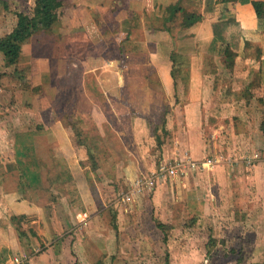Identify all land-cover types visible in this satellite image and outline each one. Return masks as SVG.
<instances>
[{
  "label": "crops",
  "instance_id": "obj_1",
  "mask_svg": "<svg viewBox=\"0 0 264 264\" xmlns=\"http://www.w3.org/2000/svg\"><path fill=\"white\" fill-rule=\"evenodd\" d=\"M178 2L181 10L170 19L166 9ZM255 2L264 4V0H239L229 4L218 0H50L51 29H39L22 44L14 64L19 76H12L9 82L4 76L0 78V110L9 105L5 93L13 90L5 84L14 83L22 91L18 88L19 107L15 113L24 122L34 119L36 123L23 130L18 121L11 135V146L3 149L0 143V264H16V257H28L23 264H133L129 248H133L135 242L142 247V240H148L143 235H131L139 231L137 225L131 224L136 215L140 218L146 213L152 223L156 219V225L148 227L161 231L159 224L175 225L185 214L201 213L202 216L210 211L209 199H213L206 191L212 187V179L219 170H225V176L238 167L236 164L244 165L240 159L243 152L246 155L264 151V17L258 18ZM195 16L201 17V21L188 28L182 27ZM215 26H221V35L235 54V64L229 70L240 77L245 75L246 86L253 81L257 84L251 103L259 108L253 110L252 117L247 113L240 116L244 125L238 128V135L236 126L232 127L233 121L228 125L232 111L222 112L221 124L210 127L212 140L206 141L207 133L203 128L207 124L203 123L199 130L198 118L192 119V111L202 104L209 108L210 103L201 95H192V91L200 89L202 94L204 88L198 76L216 72L218 67L212 64L214 56L209 50L191 51L187 59V53L179 51L175 42L178 44L183 37H188L197 44L213 43ZM221 54L223 56V50ZM136 56H142L144 61L134 63ZM208 57H211V64H205ZM181 58L186 59L185 64L179 63ZM175 71L189 74L190 79L180 82L173 77ZM133 72L140 73L142 79L129 80L127 74ZM150 74H155L157 82L151 81ZM181 86L191 92L189 104L193 108L190 114L181 112L185 108L178 106L183 105L178 94ZM27 87L31 92L25 97ZM136 89L143 90L141 97L135 96ZM68 92L75 99V116L93 122L102 135L110 131L115 140L122 143L131 160L117 168V179L121 177L126 185L133 186L137 179L152 177L168 159H174V163L184 158L188 150L177 148L175 144H180L181 138L193 132L200 138L201 145L185 141L191 148L196 146L192 150L185 146L190 149V156L204 161L210 155L213 158L206 159L223 163L210 175L205 169H193L184 178H162L151 193L142 196L143 209H117V224H122L123 212L127 219L123 221L124 226L116 225L113 230L103 221L104 210L97 209L96 203L86 200L82 193L86 194L85 178H80L78 172L88 168L85 167V148L78 147L65 117L59 116L56 110L60 98ZM30 104L35 108L27 114ZM159 107L171 110L159 114ZM4 112H0V121ZM160 115L165 116L166 121L159 126L157 138L155 127L162 119ZM196 116H201L199 111ZM176 119L182 122L180 130L178 125L176 127ZM208 119L216 120L213 114ZM111 120L116 126L110 124ZM163 131L168 134L166 140L159 136ZM178 133L180 140L175 141L172 148L170 139ZM224 133H231L235 138L233 142L226 144ZM224 147L230 155L227 160L217 155ZM42 153H46L45 158ZM57 153L65 158L63 173L57 172L59 167L54 162ZM196 153L199 156L195 157ZM263 166L264 162L253 167ZM43 169H51L59 176L67 190L63 197L53 193V188L48 192L41 189L45 185ZM120 169L124 172L121 176ZM151 172L154 173L150 175ZM93 183L88 190L97 191V196L101 197ZM38 187L44 194L37 192ZM145 231L147 227L143 226L141 232Z\"/></svg>",
  "mask_w": 264,
  "mask_h": 264
},
{
  "label": "rangeland",
  "instance_id": "obj_2",
  "mask_svg": "<svg viewBox=\"0 0 264 264\" xmlns=\"http://www.w3.org/2000/svg\"><path fill=\"white\" fill-rule=\"evenodd\" d=\"M37 1L38 0H0V38L9 35L14 30L18 22L19 14L30 18L34 17V8ZM215 31L218 40L215 43L205 44L200 42L197 44L188 37H183L178 44L175 42L179 51L187 53V59H190L191 54L189 53L191 51L192 53L193 51H199L201 53L205 52V50H209V54H213L214 56L212 57L213 63L211 62V57H208L206 58L208 59V62L205 64L212 63L218 67L216 72L202 73L200 75L201 77L198 76L199 82L204 88L202 89V94L199 93L200 89L192 91L194 92L192 95L198 94L197 96L199 97L201 95V97L205 98V100L207 98L208 103H210V105H208L210 108L209 112L206 113L209 108H207L205 104H202L199 107L197 106V109L194 110L195 112L192 111L194 115L193 113L191 114L193 115L192 119L198 118L196 123L200 124L199 130H201L203 123L207 124V126L203 128L207 133L205 135L206 141L212 140L210 135H212L213 132L210 131V127H215L218 123L221 124V120L219 118L221 117L222 112H227L229 109L232 111V114L230 113V116L232 117H230L231 119H229L228 125L233 121L234 125H232V127L236 126V134L238 135V128L244 125L243 122H240V116L247 113L248 117H252V114L254 113L253 110L259 108V105L257 106L251 103V100L254 98L253 90L256 89L257 84L253 81V83L248 87L245 85L246 81L244 78H247L245 75L242 74V77H240V74L229 70L226 58H224L221 54L222 49L227 46L228 41L223 38L221 31H219L217 26H215ZM230 43L235 45L234 41H230ZM207 47H209V49ZM143 61L144 58L142 56L134 57V63H141ZM179 63L185 64L186 59L181 58ZM127 75L129 80L142 79L140 73L133 72ZM150 75L151 81L153 83L157 82L155 74ZM176 75L180 82H186L190 79L189 74L177 73ZM202 75L205 77L202 78ZM3 76L8 79L6 81L9 82L12 76L17 77L19 76V73L18 69L14 68V64L8 63L6 58L3 55H0V78H4ZM13 84H5L6 86H11L13 92L10 91L11 93H5V95L9 96L6 97L7 104L9 105L6 109L2 108L0 110V112H2V110L3 112H9H4L5 115L3 114L2 120L0 121V143L2 144L1 146L3 149L11 146V135L13 134L16 126L19 124L18 121H20V128H23V130L32 127L30 126L31 123H34V125L36 124L34 119L30 122L27 121V119H25V122L24 120H20L19 117L21 116H17V113H15V111H17V106L19 107V95L17 94L18 88L21 93L22 91L20 87H15ZM22 90L25 91L26 88H22ZM28 91L31 92V90L27 87V91H25L27 92V95L25 97L28 96ZM142 91L136 89L134 91L135 96L141 97V95H143L141 93ZM178 94L182 97L181 102H183V105L178 106L180 108H185L184 110H181V112H187L190 114V110L193 108V106L189 104L191 92L189 89H185L184 86H181V90ZM178 94H176V96ZM249 96H251L250 100H248ZM74 100V96L71 97L70 92L60 98V103L56 106V110L60 113L59 116L61 115V117H67L70 112L73 113ZM11 101L12 104H10ZM248 101L250 102L247 103ZM262 103H264V100ZM262 107L264 110L263 104ZM34 108L35 107H32L30 104L27 109V114H30ZM170 110L171 108L169 107L167 109V113ZM197 110L201 116L194 117L195 113H198ZM37 111L38 110L35 112ZM165 111L163 108H160L159 114H162ZM44 112L45 111L42 113ZM211 114H213L214 118H216L214 122L209 119L207 120V117L209 118ZM80 119L81 125L79 126V130H81L82 133L81 131L76 132H79L87 138V143L89 144L91 150L95 151L94 154H96L98 160V167H94L90 161L88 151L85 149L86 152L84 151V155H86L85 158L87 159L85 167L88 168L87 170H83L82 173L80 170L78 172L80 174V178H85L83 184L84 187H86V194L85 191L82 193L86 197V200H89V202H93L94 204L96 203L97 209L104 210L101 215L107 226L111 229L116 228V225L124 226L123 223L126 222L127 216H125L123 212L122 224H117V209L120 207L123 211H125V208L127 207L129 211H131L130 209H134V211L143 209L145 206L144 203H141V199L143 198L142 196L151 193L156 187L158 181L154 184L153 189L145 188L141 193H133L132 190L134 187L132 185L124 184L121 177L120 179H117V168H121L128 160H131L130 156L124 152L122 143L118 140L116 141L115 135H113V133L111 134L110 131L106 130V135H102L93 122L88 119L82 120V117ZM111 119L113 118L111 117ZM14 120H16V123H14ZM65 122L67 124L69 123L66 118ZM74 122L75 120L73 123ZM158 123L162 122H159L158 120ZM110 124L113 127L116 126L114 120H111ZM190 124H194V122H191ZM177 125L180 130L182 122L178 121V119H176V127ZM158 126H161V124H158L157 128L155 127V130L157 129L159 131L161 127ZM192 130L193 129L190 131L192 132ZM155 134L156 137H158V132H155ZM193 134L191 133V136L185 135L184 138H181L186 145L183 146L184 143L182 140L180 144L178 143L177 145L176 143L175 145L177 148L181 147L182 150H185V148L188 150L184 152V158H190L192 161L200 163L201 160L195 159L194 157L192 158L189 153V150H192L196 146L191 148L185 142L187 140H191L195 143L198 142L201 145V140H199L200 138ZM224 135H226V144H230L235 139L231 133H224ZM159 136L164 138V140L168 139V134L166 133L165 135L164 131L160 133ZM219 136L221 137L222 135ZM173 137L174 138L170 139V141L173 142L170 144L172 148L174 147L175 141L178 142V140H180V134L178 133ZM73 139L77 144V139L74 138V135ZM218 141H220V139H218ZM42 143L44 145L45 141L42 140ZM205 144L208 145V142ZM185 146H188L190 149ZM195 152L197 151L195 150ZM76 153L78 156H81L78 152ZM227 153L228 150L224 147V149L217 155L221 160H227L230 156ZM244 153L246 152H243L241 158L245 156ZM41 155L45 158L46 153H42ZM196 156H199L198 153L195 154V157ZM213 156L215 155L213 154ZM207 157L211 158L212 156L209 155ZM207 157H205V159ZM64 159L65 158L62 153L54 155V162H56L59 167L57 172L63 173L64 169H62V163ZM74 160H76V158H74ZM173 160L171 161V159H168V161H164V163L165 165L170 166L174 164L172 163ZM222 163L218 162L215 163V166L210 167L209 171H207L209 172V175L210 173L212 174V170L216 172L217 170L214 168H217V166ZM243 164L244 165L241 167L236 164L238 167H236L233 171L230 170L225 174V176V170H219L216 177H213L212 187L206 191L207 195L213 199L212 201L209 199L211 208L209 212L204 215L202 214V216H200L201 213H199L200 215H197L196 213L185 214L183 219H181L180 222L178 221L175 225H166V227L161 229V231H155L156 229L150 230L148 226H155L157 223L155 221L156 219H154L152 223V221H150V217H146V213H144L145 216H140V218L136 215L133 221H131V224L134 225V227L137 225L139 228L137 229L139 231L136 233L131 232V235L133 237L143 235L146 236L148 240H142V247L141 245H136L137 242H135L133 248H129L128 251L130 254L132 253L131 257L133 264H264V166L254 168L253 166H247L245 163ZM221 171L222 173H220ZM154 172L156 173L157 170ZM154 172H151L150 175ZM123 173V170L120 169L119 175L121 176ZM54 174L55 172H52L51 169H43L42 178L44 179L45 185H42V188L38 187L37 192L44 194L43 191L39 190L43 189L48 192L49 189L53 188V193L58 194V197H63V195H65L67 191L66 187L60 182L59 176H55ZM65 175H67V170L64 172V176ZM71 176L72 175L70 174V177ZM93 181L95 182V188L98 192L100 190L102 198L99 193L97 196V191L93 189L92 191L88 190L89 187L94 185ZM49 182L53 183L50 185ZM96 183L98 185H96ZM68 190H71V188H68ZM40 197L43 198L41 195ZM95 198H99V200H96ZM117 204L119 207H116ZM130 213L129 216L132 218V214ZM143 226H145V228L147 227V231L141 232Z\"/></svg>",
  "mask_w": 264,
  "mask_h": 264
},
{
  "label": "trees",
  "instance_id": "obj_3",
  "mask_svg": "<svg viewBox=\"0 0 264 264\" xmlns=\"http://www.w3.org/2000/svg\"><path fill=\"white\" fill-rule=\"evenodd\" d=\"M218 1L224 4L239 2V0H218ZM49 4H50V0H38L34 8V15H33L34 17L30 18L28 16H23L19 14L18 22L14 30L9 35L0 38V55H3L8 61V63H12V64L17 63L21 53L22 44L30 37H32L34 33H36L39 29L41 28L51 29L53 25V14L49 9ZM253 6L256 10L258 18L262 19L264 17V4L261 2H255L253 3ZM180 10L181 7L179 2L176 5L170 6L166 9V11L169 12V15L171 16L170 19L176 16ZM199 21H201V17H196V16L191 17L188 19L187 23L182 25V27L183 28L191 27L196 23H198ZM217 27L219 28V31L222 32L221 26H217ZM217 41L218 40L215 31L214 43ZM222 50H223V56L226 58L228 67L234 66L235 54L233 53L232 48L226 46ZM177 73L180 72L177 71L173 72L174 78H177L176 75ZM168 108L169 107H166V111L164 110L165 111L164 114H167ZM65 118L68 120L69 122L68 125L74 133V138L77 139V145L87 149L90 161L92 162L93 166L98 167V160L96 154H94L95 151L91 150V148L89 147V144L87 143V138L84 137V135L80 134L79 132H76V131H81L79 130L80 128L79 126L81 125L80 117H77L72 112H70ZM160 118L162 119H159V122L161 121L162 123H158V124H161L162 126L163 124H165L166 121L165 116L162 117V115H160ZM74 120L75 122L73 123ZM155 132L157 133L158 130L156 129ZM158 142H161V140ZM158 227L160 229H163L166 226L159 224Z\"/></svg>",
  "mask_w": 264,
  "mask_h": 264
},
{
  "label": "built area",
  "instance_id": "obj_4",
  "mask_svg": "<svg viewBox=\"0 0 264 264\" xmlns=\"http://www.w3.org/2000/svg\"><path fill=\"white\" fill-rule=\"evenodd\" d=\"M241 161L247 166H255L264 162V151L258 150L247 153L244 157L241 158ZM217 161L213 159H205L200 163L192 161L190 158H181L176 160L173 165H164L162 166L152 177L149 178H140L137 179L133 185V193H141L145 188L153 189L156 181L161 180L165 177L170 178H184L188 175L190 170L193 169H205L209 171V168L215 166ZM28 257L24 258H15L16 264H23Z\"/></svg>",
  "mask_w": 264,
  "mask_h": 264
}]
</instances>
